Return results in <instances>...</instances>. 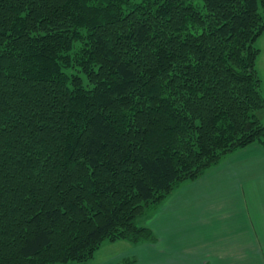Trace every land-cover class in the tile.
I'll use <instances>...</instances> for the list:
<instances>
[{
	"label": "trees",
	"instance_id": "trees-1",
	"mask_svg": "<svg viewBox=\"0 0 264 264\" xmlns=\"http://www.w3.org/2000/svg\"><path fill=\"white\" fill-rule=\"evenodd\" d=\"M264 0H0V264H76L221 157L264 145Z\"/></svg>",
	"mask_w": 264,
	"mask_h": 264
},
{
	"label": "crops",
	"instance_id": "crops-1",
	"mask_svg": "<svg viewBox=\"0 0 264 264\" xmlns=\"http://www.w3.org/2000/svg\"><path fill=\"white\" fill-rule=\"evenodd\" d=\"M247 148L264 151L259 144ZM260 154L243 168L218 170L214 185H177L152 204L155 213L141 224L152 240H105L90 259L76 264H264Z\"/></svg>",
	"mask_w": 264,
	"mask_h": 264
},
{
	"label": "rangeland",
	"instance_id": "rangeland-1",
	"mask_svg": "<svg viewBox=\"0 0 264 264\" xmlns=\"http://www.w3.org/2000/svg\"><path fill=\"white\" fill-rule=\"evenodd\" d=\"M261 12L264 13V7L261 8ZM255 45L259 49L255 63V70L260 79V93L264 98V32L257 38V40L255 41ZM257 116L260 119L264 120V109L258 110ZM252 144H259L264 149V145H261L260 143L254 142ZM247 147H249V145L225 154L223 157L220 158L218 163L207 169L201 176L195 179L184 180L178 185L180 187L185 184H195L200 186L214 185L217 182V175L219 174L218 170L228 169L236 166L239 167L240 165L241 168H243L245 167L246 163L250 164L251 162H254L256 159H258L259 155H261L260 153H264V151L258 152V149L251 150ZM149 206L145 209L142 215L136 217V223L138 225H141L143 222H146L149 216L152 215V212L155 213V208L153 207L154 205L151 204ZM116 246L117 244L111 247L114 248Z\"/></svg>",
	"mask_w": 264,
	"mask_h": 264
}]
</instances>
